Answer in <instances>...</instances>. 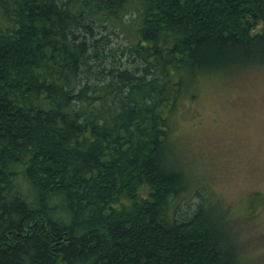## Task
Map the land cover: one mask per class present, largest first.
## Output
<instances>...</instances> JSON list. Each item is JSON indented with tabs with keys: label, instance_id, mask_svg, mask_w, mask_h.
<instances>
[{
	"label": "trees",
	"instance_id": "16d2710c",
	"mask_svg": "<svg viewBox=\"0 0 264 264\" xmlns=\"http://www.w3.org/2000/svg\"><path fill=\"white\" fill-rule=\"evenodd\" d=\"M262 66L264 0H0V264H240L173 121Z\"/></svg>",
	"mask_w": 264,
	"mask_h": 264
},
{
	"label": "rangeland",
	"instance_id": "374dc122",
	"mask_svg": "<svg viewBox=\"0 0 264 264\" xmlns=\"http://www.w3.org/2000/svg\"><path fill=\"white\" fill-rule=\"evenodd\" d=\"M172 142L187 182L231 214L240 264H264V205L248 210L250 192L264 198V66L204 81L177 111Z\"/></svg>",
	"mask_w": 264,
	"mask_h": 264
}]
</instances>
